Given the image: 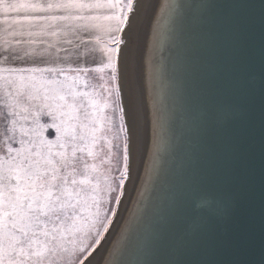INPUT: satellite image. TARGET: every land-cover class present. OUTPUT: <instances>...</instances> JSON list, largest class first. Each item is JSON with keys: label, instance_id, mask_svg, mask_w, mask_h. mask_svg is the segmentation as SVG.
Listing matches in <instances>:
<instances>
[{"label": "water", "instance_id": "obj_1", "mask_svg": "<svg viewBox=\"0 0 264 264\" xmlns=\"http://www.w3.org/2000/svg\"><path fill=\"white\" fill-rule=\"evenodd\" d=\"M143 15L136 163L91 262L264 264V0H148Z\"/></svg>", "mask_w": 264, "mask_h": 264}, {"label": "snow or ice", "instance_id": "obj_2", "mask_svg": "<svg viewBox=\"0 0 264 264\" xmlns=\"http://www.w3.org/2000/svg\"><path fill=\"white\" fill-rule=\"evenodd\" d=\"M135 11V0H0V23L6 26L4 31L15 36L24 34L25 25L31 29L51 21L82 22L78 29L99 33L94 39L103 60L94 68L79 70L99 73L100 79L107 71L109 81H118L121 45L128 43L124 36L132 27ZM20 43L15 40L16 45ZM5 52L6 61L9 57L20 58L11 44ZM44 71L57 70L0 68V72L9 73L5 78L9 89L7 111H0V135L5 147L0 154V264H92L91 253L83 255L91 246L87 242L95 234L94 243L99 244L103 238L101 229L108 232L112 223L107 212L102 215V203L116 216L112 204L122 203L125 181L132 178V130L126 117L130 110L134 117L135 109L134 105L131 109L121 106L119 83L114 88L102 86L107 94L104 96L74 89L65 92L62 85L49 89L44 85H57L58 81L41 80L37 84L33 77L14 75ZM113 94L117 99L112 103L121 113L119 131L125 133L123 170L119 177L104 178L107 197L101 201L103 190L96 175L99 169L87 158H97L94 147L104 138L97 132H102L104 122L110 120L103 113ZM33 101L41 103L37 106ZM81 109L83 119L79 115ZM45 110L52 118L50 124L40 123ZM234 115L232 109L219 115L209 113L208 118L227 122ZM48 128L55 129V140L45 137ZM107 143L111 151V141ZM14 144L19 146L13 147ZM92 207L94 212L90 211ZM86 210L88 215H83Z\"/></svg>", "mask_w": 264, "mask_h": 264}, {"label": "rangeland", "instance_id": "obj_3", "mask_svg": "<svg viewBox=\"0 0 264 264\" xmlns=\"http://www.w3.org/2000/svg\"><path fill=\"white\" fill-rule=\"evenodd\" d=\"M135 0V4H136ZM41 2H46V0H41ZM3 13L0 12V18H2ZM76 21H51L49 25H51V30L54 31L48 36V42L52 44L51 52L42 51L39 43L41 36V31H38L37 26L33 29V36L36 35V43L37 47H34V39L30 37L28 34L23 35H11L9 32L4 31L3 29L6 27L2 23H0V68H18V69H56L57 71L53 72H24V73H16L14 75H24L33 77V79L39 84L41 80H57V85L45 84L44 87L52 88V87H60L63 86V90L68 92L70 89H74L76 91H87L90 93H104V88L102 86H108L114 88L117 83L120 84V61L121 55L119 57V78L118 81H109V73L105 71L103 73L104 79H100L99 73H95L92 71L84 72L79 69L84 68H94L99 65V63L103 60L102 54L100 53L99 46L94 43L92 44V40L94 36L99 33L89 34L85 30L78 29ZM46 23H41V26ZM55 29L57 33L55 34ZM50 31V30H49ZM56 37V40H55ZM81 38H86L88 40L89 45L86 46L85 41ZM20 40L22 43L19 45L15 44V40ZM57 41V42H56ZM67 41H71V43H67ZM32 42V43H28ZM58 43V44H57ZM15 49V54L20 58L16 60H12L11 57L6 61L4 60V55H7L5 49L9 48V45ZM89 47L90 52L87 56L84 55L82 51L83 48ZM123 48V45H121ZM9 76L7 72H0V111H7V103L8 96L7 93L9 91L5 78ZM14 91V90H13ZM107 94L104 93V96ZM99 98V97H98ZM71 99V97H69ZM117 98L115 94L110 98V106L104 109V115L109 117V121L104 122L103 131L97 132L98 136L104 137L100 139L95 147L94 152L97 155L95 161L91 158H87L88 162L95 163L98 166L99 172L96 174L100 178V187L103 190L100 193L101 201H103L107 197L106 185H105V177L109 179L113 177H119L120 172L123 170V147L125 140V133L119 131L120 128V111L119 108L116 107L112 101H115ZM22 102L26 103L27 101L22 99ZM35 105L39 106L41 101H33ZM121 106H123V99L121 101ZM91 111V109H88ZM81 119L84 117V109L80 110L79 113ZM41 124H50L52 123V118L46 114H42L40 116ZM85 123H89L85 121ZM3 132V126L0 125V133ZM19 135V133H17ZM44 135L49 140H55L56 131L54 128H48L44 131ZM3 137L0 135V154H3L5 151L4 144L2 142ZM107 141H111L112 148L109 151V145ZM18 144H14L13 147H18ZM103 161V163H102ZM110 170V171H109ZM129 180L125 181V187L123 189L124 195L121 198L122 201L125 197L126 190L128 187ZM117 193H113L115 196ZM122 204V203H121ZM120 205L112 204V210L116 212V216H112L110 212H108V206L102 203V215L107 212L108 218L112 220V223L108 226V232L112 225L114 224L117 215L120 210ZM90 211H95V208L92 207ZM83 215H88V211L86 210ZM49 228L52 227V224L49 223ZM108 232H103L101 229V235L103 238L100 239L99 244H95L94 241L97 239L95 234L88 240V244L91 245L87 251L83 254L87 256L88 253H91V256L95 253V251L102 244ZM71 239V237H69ZM67 247H71L70 244H66ZM83 258V257H82Z\"/></svg>", "mask_w": 264, "mask_h": 264}, {"label": "bare ground", "instance_id": "obj_4", "mask_svg": "<svg viewBox=\"0 0 264 264\" xmlns=\"http://www.w3.org/2000/svg\"><path fill=\"white\" fill-rule=\"evenodd\" d=\"M148 0H137L135 4V15L133 18L132 27L130 30H127L124 38L128 41L127 45H123V52L121 53L120 61V85L122 88V99L123 107L126 109H131L134 105L135 115L133 117L132 111H129L128 116L126 117L127 126L132 130V146H131V171L133 173L134 165L136 163V152L138 150L139 134L138 131L141 129L140 119L143 118L141 112H139L138 104L136 100V72L135 65L132 61V56L134 54V44L135 37H137L138 28L141 26V20L144 16V10L146 7V2ZM137 40V38H136ZM141 91L139 90V94ZM141 117V118H140ZM144 129V128H143ZM130 182V180H129ZM97 251L95 252V254ZM90 257L92 259L94 255Z\"/></svg>", "mask_w": 264, "mask_h": 264}, {"label": "crops", "instance_id": "obj_5", "mask_svg": "<svg viewBox=\"0 0 264 264\" xmlns=\"http://www.w3.org/2000/svg\"><path fill=\"white\" fill-rule=\"evenodd\" d=\"M34 28L35 27H32L31 29H29V27L27 25H25L24 34H28V32L31 31L32 35H29V36L33 37V39H34V44L33 45H34V47H37L38 44L36 43V40H35L36 35L33 36V29ZM37 28H38L39 32L41 31V35H43V36H41L40 43H39L42 51L44 50L46 53L47 52H51L52 44L50 42H48V36L54 31V29L51 30V27H49V22L46 23L43 26H41V24H40V25L37 26ZM56 33H57V30L55 29V34ZM81 39H83V38H81ZM105 39H106V37H105ZM55 40H56V37H55ZM83 40L85 41L84 43L86 44V46H88L90 42H88V40L86 38H84ZM92 41H93L92 44L96 43L95 39H93ZM28 43H32V42H28ZM82 51L84 52V55L87 56L88 53L90 52V48L89 47H85V48L82 49Z\"/></svg>", "mask_w": 264, "mask_h": 264}]
</instances>
